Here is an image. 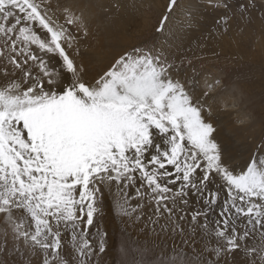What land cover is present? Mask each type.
Returning <instances> with one entry per match:
<instances>
[{"label":"snow or ice","instance_id":"1","mask_svg":"<svg viewBox=\"0 0 264 264\" xmlns=\"http://www.w3.org/2000/svg\"><path fill=\"white\" fill-rule=\"evenodd\" d=\"M214 39L264 0H209ZM91 0H0V264H264V138L232 165L219 122L239 90L185 51L190 0H166L160 43L90 71ZM113 7L121 5L115 0ZM259 14V15H257Z\"/></svg>","mask_w":264,"mask_h":264},{"label":"rangeland","instance_id":"2","mask_svg":"<svg viewBox=\"0 0 264 264\" xmlns=\"http://www.w3.org/2000/svg\"><path fill=\"white\" fill-rule=\"evenodd\" d=\"M91 0L90 21L92 36L85 51L90 71H99L118 53L132 46L160 43L164 37L155 31L166 0ZM197 12V24L183 35L185 51L192 49L203 59L197 61L204 74L221 77L225 84L235 86L241 97V115L248 123L238 126L234 117L223 116L219 122L222 147L232 165H243L254 145L264 138V35L257 20L243 33L238 21L232 22L228 36L214 39L216 22L222 10L212 7L209 0H190ZM259 15V14H257ZM109 233L111 251L108 264H115L116 248L121 239V225L108 213L103 220ZM237 264H241L239 257Z\"/></svg>","mask_w":264,"mask_h":264}]
</instances>
